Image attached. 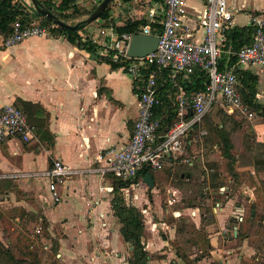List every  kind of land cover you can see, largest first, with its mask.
Returning <instances> with one entry per match:
<instances>
[{
  "label": "crops",
  "instance_id": "crops-1",
  "mask_svg": "<svg viewBox=\"0 0 264 264\" xmlns=\"http://www.w3.org/2000/svg\"><path fill=\"white\" fill-rule=\"evenodd\" d=\"M190 3L195 9L203 7L199 0ZM131 4L132 1H119L108 20L102 21L110 22V28L106 29L115 31L114 26H122L125 17L145 21L147 15L143 17L140 10L135 11V17L123 11L131 10ZM91 5L93 1L80 0L78 8L82 14L74 21L88 17L96 9L90 11ZM229 5L233 10L244 8L236 14L233 28L251 25V17L255 15L264 20L263 0H229ZM148 11L149 8L145 13ZM240 16L247 19L245 25H240ZM99 22L100 19L85 27L79 32L80 36L94 42L98 33H93L91 27ZM3 38L0 36V111L7 104L19 105V101H23L42 107L44 114L33 116L38 126H35L36 131L31 126V141L15 137L0 147V171L7 176L0 180V238L7 236L1 219L3 215L33 239L37 238L36 230L43 227L42 240L38 241L43 249L48 247L47 254L56 252L58 264H128L131 247L124 242L121 224L114 214V194L100 190L103 185H112V181L109 178L103 181L93 169L100 166L97 160L106 149L120 147L130 140L139 115L141 92L132 87L130 77L121 66H112L101 48L93 55L58 33L48 38L34 37L12 48L2 46ZM247 70L258 77V100L264 104V73L257 67ZM58 160L79 174L59 185L62 201L56 204L49 190V180L38 174L49 170ZM173 165L169 163L161 171ZM158 172L153 176L154 189ZM243 189L245 194L250 191V201H253L254 191L250 187ZM170 193V199L175 201L173 205L178 204L181 200L173 197L179 190L171 189ZM236 197L232 196L227 203H217V208L212 209L214 222L205 229L213 250L210 257L202 258L198 264H253L254 259L259 260L248 239L239 244V227L234 238L222 234L228 222L235 224L238 218V208H234ZM148 200L145 205L151 212L153 198L150 200L148 195ZM172 211H181L182 217L188 214L193 219L194 232L204 227V215L199 207ZM151 214L154 225H146L145 229L146 251L152 258L150 264H184L173 242L179 224L191 221H183L181 217L171 225L166 220L157 221L158 214ZM232 240L239 245L238 250H242L244 257L234 254ZM193 249L199 252V248Z\"/></svg>",
  "mask_w": 264,
  "mask_h": 264
},
{
  "label": "built area",
  "instance_id": "built-area-1",
  "mask_svg": "<svg viewBox=\"0 0 264 264\" xmlns=\"http://www.w3.org/2000/svg\"><path fill=\"white\" fill-rule=\"evenodd\" d=\"M199 1L203 5L201 9L192 7L191 0H163L162 3L150 0L146 24L136 34L119 35L114 29H101L95 36L94 44L103 50L106 58L127 72L132 87L141 92L139 115L130 140L120 147L106 149L97 160L100 166L93 169V173L103 181L111 177L127 184L123 192L128 206H136L139 197L135 191L146 185L139 175L145 167L161 171L169 163L188 162L185 158L188 148L198 137L207 134L201 129L202 123L218 103L236 117L246 120L255 117L243 101L238 76L233 70H220L225 33L233 28L236 14L244 8L233 10L229 0ZM158 25L162 28L161 32ZM251 25L256 28L253 44L238 53L237 64L240 69L257 67L264 73V20L260 16H252ZM135 35L158 37L156 51L145 57L130 56L129 49ZM50 36L49 29L40 21L34 20L25 27L18 22L13 33L3 38L2 46L12 48L34 37ZM163 70L171 72V80L176 86H180L181 76L188 79L196 71L209 76V85L204 92L192 97H187L180 87L175 122L165 136H160V124L153 119V109L159 104L157 93ZM196 128L199 129L198 137L194 134ZM15 137L29 142L33 138V130L23 111L14 104H7L0 111V147ZM78 174L79 171L58 160L49 170L38 175L49 180L52 200L59 204L62 201L59 185ZM5 178L7 176L0 171V180ZM100 190L114 194L113 185H103ZM174 202L170 199L167 203L171 207ZM141 213L146 225L153 226V214L147 205L141 207ZM171 213L176 219L182 217L181 211ZM194 215L195 212H192ZM42 232V227H39L36 235ZM44 251H48L47 246Z\"/></svg>",
  "mask_w": 264,
  "mask_h": 264
},
{
  "label": "trees",
  "instance_id": "trees-1",
  "mask_svg": "<svg viewBox=\"0 0 264 264\" xmlns=\"http://www.w3.org/2000/svg\"><path fill=\"white\" fill-rule=\"evenodd\" d=\"M39 1L60 20L71 18L72 15L70 16V14L67 13L71 10H74L72 14L75 16L82 14L78 8L80 0H58V2L57 0ZM123 1L128 2L129 0ZM162 1L163 0H153L154 3H162ZM92 13L93 11L90 14ZM109 15L110 7H108L102 14L100 20H108ZM36 18L49 29L50 34L57 35L58 33L65 36L71 44L79 49L85 50L93 55L97 54L100 50V47L94 44L92 40L83 39L80 36L79 32L85 28L83 24L79 26L77 31L62 29L54 25L52 21L37 14L35 11L30 12L22 0H0V36L6 38L13 33L16 23L20 22L25 27ZM144 24H146L144 20L134 21L130 19L122 26H114V28L119 35L136 34L139 28ZM108 28H110V25ZM157 28L158 31L161 32V26L158 25ZM255 32V26L249 25L246 27H234L225 33L224 44L222 45L223 55L220 60V70H233L235 72L239 78V91L244 103L249 105L251 112L254 114L257 113L259 117L264 118V104H261L258 100V77L249 70L240 69L237 64L238 53L245 47H249L253 44ZM110 63L115 68H118L119 66L116 63ZM161 75L162 79L158 85L157 93L159 104L153 109V119L160 124V136H165L176 119V99L180 93V87L184 89L187 97H192L193 95L206 90L209 85V76L202 71H196L194 74L190 75L188 79H184L181 76L180 86H176L171 80L172 74L170 71L163 70ZM19 103L20 104L16 106L23 111L28 119L29 125L35 130V126H38V120H34L33 116L44 114V110L42 107L32 103L23 101H19ZM225 112L222 110L219 111V113L223 115L219 122L215 121L212 113L205 117L201 129L205 130L207 134L203 136V140L210 148L214 146L220 148L222 158L228 161L226 171L233 185L240 187L242 185L241 179L243 177H246L249 180L250 188L254 191L257 200L256 202H250L248 218L262 223L264 222V213H260L257 210V207L262 204L261 206L264 208V176H262V174H264V143H246L243 152L240 157L237 158L234 153L236 144L233 141L232 135L242 128V124L246 119L240 118L241 121L239 122L232 117L235 115H228V112ZM41 128H43V126H41ZM198 131L199 129L196 128L194 133L196 137H198ZM189 150L190 148H188V151ZM245 157H250L252 159L250 166L255 171L254 175L258 176L259 181L253 177L252 172L248 171L240 173L237 170L238 164L240 163L241 165L242 160ZM214 171L215 172L211 174L210 186L208 188L221 191L222 188L228 186L227 179L222 176V173L220 172L221 169ZM148 174L153 177L155 171L149 167H145L139 175L141 178H145ZM110 179L112 181L111 184L114 186V198L112 201L114 214L121 224L120 232L124 242L131 247L128 264H150L152 258L146 251V223L144 217L136 206L126 205L123 190L127 184L111 177ZM205 194L204 189H202L197 196L198 200L200 198H206ZM151 198L152 197L150 196V200ZM196 202L197 199L189 202L181 200L179 204L181 203L184 207L190 208L196 207ZM197 207L200 208L201 205ZM200 209L202 210V208ZM211 212V209H208L205 213H202L204 215V227L198 232L189 233L185 223L178 228L177 242L174 241L173 244L177 247V253L183 260L184 264H198V261L202 258H208L211 256L210 253L213 250V247L205 229L207 225L214 222ZM1 219L4 224V232L7 235L6 237L8 241L6 243L0 238V264H58L56 252L51 253L52 255L50 254L48 257L47 253L41 247L40 242L38 241V239L42 240L40 237L41 235H37V238L33 239L29 235L21 232L13 223L7 221L3 215H1ZM249 219L244 218L243 223L238 228L237 240L239 241V244L250 239L248 230L251 222ZM42 229L44 228L42 227ZM178 239H180V241ZM179 246H183V248L187 246H189V248L197 247L199 248L200 255L191 258V256H189L190 252L186 249V253H183ZM46 261L48 262L46 263Z\"/></svg>",
  "mask_w": 264,
  "mask_h": 264
},
{
  "label": "rangeland",
  "instance_id": "rangeland-1",
  "mask_svg": "<svg viewBox=\"0 0 264 264\" xmlns=\"http://www.w3.org/2000/svg\"><path fill=\"white\" fill-rule=\"evenodd\" d=\"M26 4L29 5V7L32 9L33 4L30 0H23ZM93 1V5H91L90 11L97 8L100 5V2L103 0H89ZM96 1V4L94 3ZM123 0H116L111 1L109 7H110V13L113 12V9L118 7V2ZM132 1V8L131 10L124 9V12H131L126 13L129 16L133 15L135 17V11L140 10L142 13V16H146L148 8H149V1L150 0H129ZM90 7V6H89ZM89 9V8H88ZM134 10V11H133ZM145 13V14H143ZM72 15V16H71ZM112 15V14H111ZM71 18L65 19L68 20V22H75L74 20L77 18L74 14H70ZM133 17V18H134ZM142 18L139 16V19ZM36 21H39L37 18ZM103 20L99 23H95L91 29H93V33H99L101 29H106L110 25V22L103 23ZM128 20L124 19V23ZM240 25H245L247 23V19L243 16L239 17ZM113 24V23H112ZM91 35V34H90ZM222 110L225 112V108L221 103H218L217 106L212 110V115H214L215 121L219 122L220 118L222 119L223 115L219 113V111ZM226 113V112H225ZM230 115L229 113H227ZM237 121H241L239 117L232 116ZM242 128L238 130L236 133L232 135L233 141L236 144V149L234 151L235 155L240 157L241 153L244 150V146L246 143L249 144H256L258 143H264V118H261L258 116L257 113H255V117L252 120H244L242 124ZM230 126V125H229ZM228 126V128H229ZM221 151L220 148L217 146H214L212 148L207 145L203 137H198L195 142L192 143V146L190 150L188 151V155L185 158H188V162H176L171 167H166L163 171H160L157 173L155 179H156V189L155 192L152 189H149L148 186H140L138 190L135 191L137 195L139 196L138 201H136V206L141 209L142 206H144L149 200V197L151 196L153 198L152 210L151 213H156L157 218L156 220H166L169 224H174V221L176 218L173 217L171 210L175 209H183V204H175L171 206L170 212L169 205L167 201L170 199V191L171 189H177L179 190V194L176 195V197H173L176 200H184L185 202H189L191 200L197 199L196 205H201L200 208H202L201 212L205 213L208 209H214L217 208V203H227L228 197L231 198L233 195H237L234 208H238V212L236 213V223L233 224L232 221L228 222L226 225V229L222 231V234H226V238H234V233L237 232V228L240 227L243 223V219H249V212H250V202H256V196L253 201H250L249 195L251 194L250 191L249 194H245L244 187H250L249 180L246 177H243L241 179L242 185L240 187H236L231 183L230 177L228 176V173L226 171V167L228 165L227 160H222L221 158ZM186 160V159H184ZM252 162V159L250 157H245L242 160V164L240 163L237 166V170L239 169L240 173H245L251 170H253L250 166ZM220 170L222 176L227 179L228 186L222 188L220 190H212L208 187L210 186V177L211 174H213L214 170ZM253 177L259 181V178L257 175L253 174ZM189 179V181H186ZM144 187L146 188L143 192ZM148 188V189H147ZM230 188V189H229ZM204 189V192L206 193V198H200L198 200V194L201 192V190ZM141 194H139V193ZM143 192V193H142ZM254 193V192H253ZM146 194V195H145ZM157 199V203H154V199ZM204 199V200H203ZM262 205V204H261ZM258 206L257 210L260 213H264V208L262 206ZM213 214V211L211 212ZM192 215V214H191ZM165 217V218H164ZM186 219H189L191 222L185 224L187 226V231L189 233L194 232V226L192 224L193 219L188 217V214L182 217V220L185 221ZM201 219V218H200ZM242 219V220H241ZM233 220V219H232ZM251 222L249 227V235L250 239L249 244L252 248L256 250L257 257H259L258 261H255V259L252 261L253 264H264V222L259 223V221H253ZM182 224H179V227H181ZM236 228V229H235ZM216 232V231H215ZM214 232V233H215ZM222 234H220V239L223 241ZM2 240L7 243L8 239L4 235H1ZM177 239V237H176ZM174 239L175 242L177 240ZM180 241V239H178ZM233 241V240H232ZM181 243V242H180ZM234 243V241H233ZM239 246V245H238ZM236 243L233 244L231 249H234V254H236L239 257H244V254L242 250H238L240 247H238ZM181 248V251L183 253H186V249L188 252H190L189 256L194 255H200V252H196L192 247L189 248V246L183 248V246H179ZM185 249V250H184ZM185 251V252H184ZM236 252V253H235ZM52 255V254H51ZM188 255V253H187ZM49 257V254H47ZM46 256V257H47ZM195 256V257H196ZM244 258H242L243 261ZM48 261H46L47 263Z\"/></svg>",
  "mask_w": 264,
  "mask_h": 264
},
{
  "label": "water",
  "instance_id": "water-1",
  "mask_svg": "<svg viewBox=\"0 0 264 264\" xmlns=\"http://www.w3.org/2000/svg\"><path fill=\"white\" fill-rule=\"evenodd\" d=\"M30 1L33 4L32 10L35 11L37 14L41 15L42 17L52 21L54 25L62 29L77 31L81 24L87 27L90 24L94 23L95 21L99 20L102 14L109 7L112 0L101 1L100 5L93 11L92 14H90L85 19L76 22H68V20H60L54 13L46 9L40 3L39 0H30ZM158 43H159V38L156 36L135 35L129 49V55L132 57H145L156 51ZM144 183L150 189L155 188L153 177L150 174L146 175V177L144 178Z\"/></svg>",
  "mask_w": 264,
  "mask_h": 264
}]
</instances>
